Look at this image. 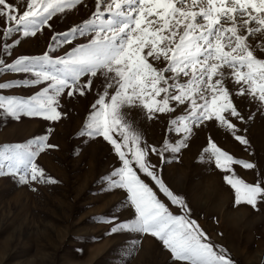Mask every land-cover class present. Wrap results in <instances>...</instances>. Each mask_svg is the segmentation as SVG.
<instances>
[{
    "label": "snow or ice",
    "instance_id": "1",
    "mask_svg": "<svg viewBox=\"0 0 264 264\" xmlns=\"http://www.w3.org/2000/svg\"><path fill=\"white\" fill-rule=\"evenodd\" d=\"M18 2L26 3L22 13L7 0H0V16L14 25L5 27V39L14 32L36 36L45 27L51 28L53 17L74 9L82 0ZM86 33H92L90 42L62 57L53 59L49 51L55 48L49 45V51L40 56H19L10 64L0 59V72L33 77L0 83V89L47 82L27 99L0 95V110L16 119L23 115L56 122L66 115L59 110L66 90L69 97L84 96L92 90L93 79L103 77V91L92 104L80 135L102 137L113 147L122 166L105 179L111 188L126 191L134 209V218L129 221H105L113 223L108 234L128 231L151 235L179 264H233L225 249L217 251L207 242L198 222L190 217L185 199L166 185L149 155L163 160L165 152H181L188 146L193 128L213 120L240 144L248 145L228 118L244 121L225 81L231 79L239 86L235 95H247L264 108V58L257 57L250 43V38L264 35V0H96L90 19L53 35L52 40L71 43L74 36ZM256 48L264 51V42L258 41ZM4 52L10 53L9 45H4ZM82 77L89 78L81 83ZM173 104L184 106V111L169 121V131L183 137L175 143L165 138L159 149L143 140L124 112L125 108L139 107L151 120L156 113L175 112ZM48 140L44 135L26 144L0 147V175L6 167L7 174L18 175L21 183H56L36 163L42 152L57 147ZM203 153L208 162L226 173L223 178L234 190L236 205L255 209L264 202V184L248 183L232 169L233 165L253 169V163L234 158L211 138ZM141 174L183 214L170 211Z\"/></svg>",
    "mask_w": 264,
    "mask_h": 264
},
{
    "label": "rangeland",
    "instance_id": "2",
    "mask_svg": "<svg viewBox=\"0 0 264 264\" xmlns=\"http://www.w3.org/2000/svg\"><path fill=\"white\" fill-rule=\"evenodd\" d=\"M22 13L25 2L7 0ZM96 0H82L72 10L57 14L34 37L14 32L7 39L3 31L14 26L0 16V59L12 63L19 56H40L49 51L53 59L87 44L92 33L77 34L71 43L53 41L55 34L67 32L90 19ZM20 43L16 44L15 41ZM264 35L250 38L255 54L264 58V51L256 48ZM10 53L4 52V45ZM162 67L163 65H157ZM30 74L0 72V83L31 79ZM89 77H82L81 83ZM232 93L233 103L244 117L241 122L228 117L245 136L248 145L235 140L232 133L218 121H206L194 127L188 146L179 153L165 152L162 160L155 154L149 160L157 166L166 185L182 196L195 219L215 249L223 248L233 264H264V202L257 208L234 203V190L225 182V172L208 162L203 149L209 138L234 158L253 163L245 169L233 165L235 175L248 183L264 184V108L247 95H235L238 90L231 79L225 81ZM47 86V82L33 86H14L0 89V95L27 99ZM103 91V77L93 79L92 90L84 96L60 97V111L65 113L53 122L39 117L21 116L20 119L0 110V147L26 144L34 138L49 136L48 143L56 148L47 149L36 163L56 183L19 182L18 175H0V264H179L157 238L135 232L122 231L108 234L114 221L122 223L134 218V209L123 189L111 188L105 179L122 166L113 147L102 137L80 135L92 111V104ZM110 92L112 90H109ZM173 107H176L173 104ZM184 106L173 113H156L148 119L139 107L125 108L124 112L143 140L158 149L165 138L171 142L182 139L183 134L169 131V121L183 114ZM252 117L249 119V117ZM119 139V137H117ZM205 155V159H201ZM5 163H7L5 161ZM230 174V173H229ZM157 192L158 198L174 214H183L160 193L154 183L141 174Z\"/></svg>",
    "mask_w": 264,
    "mask_h": 264
}]
</instances>
